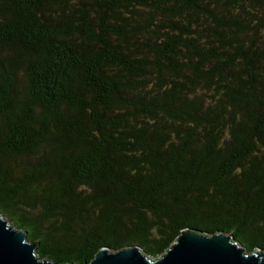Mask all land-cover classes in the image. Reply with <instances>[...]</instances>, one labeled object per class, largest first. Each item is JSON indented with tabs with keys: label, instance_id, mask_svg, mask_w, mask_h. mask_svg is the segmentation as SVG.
<instances>
[{
	"label": "trees",
	"instance_id": "obj_1",
	"mask_svg": "<svg viewBox=\"0 0 264 264\" xmlns=\"http://www.w3.org/2000/svg\"><path fill=\"white\" fill-rule=\"evenodd\" d=\"M0 214L58 263L264 251V0H0Z\"/></svg>",
	"mask_w": 264,
	"mask_h": 264
},
{
	"label": "water",
	"instance_id": "obj_2",
	"mask_svg": "<svg viewBox=\"0 0 264 264\" xmlns=\"http://www.w3.org/2000/svg\"><path fill=\"white\" fill-rule=\"evenodd\" d=\"M37 245L26 231L0 214V264H77L39 256ZM83 264H264V251L249 252L234 236L222 231L187 227L158 257L150 256L139 245L119 249L103 246Z\"/></svg>",
	"mask_w": 264,
	"mask_h": 264
}]
</instances>
